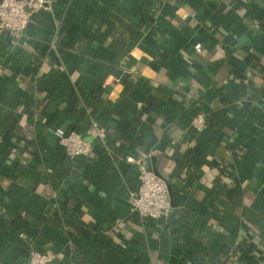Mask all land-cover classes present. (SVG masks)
<instances>
[{
  "label": "crops",
  "instance_id": "crops-1",
  "mask_svg": "<svg viewBox=\"0 0 264 264\" xmlns=\"http://www.w3.org/2000/svg\"><path fill=\"white\" fill-rule=\"evenodd\" d=\"M122 2L138 13V0ZM52 4L51 11L31 18L21 39L0 32V105L13 95L23 101L14 113L17 126L0 133V217L8 205L26 209L30 246L50 248L55 253L50 264H73L72 251L87 250L93 228L108 215L112 227L105 235L125 252L122 257L106 252L97 264H208L210 259L244 264L236 257L244 242L255 247L253 264H264V232L252 226L244 210L256 202L264 210V0H160L151 14L153 25L126 56L117 58L106 48L122 32L114 20L107 19L97 32L88 24L92 7L86 0ZM76 33L93 43L92 55L80 67L75 66L79 53L74 47L79 42L68 47ZM198 42L199 52L194 48ZM99 63L112 65L113 72L92 75L91 66ZM52 69L73 84L80 99L76 116L62 112L61 99H50ZM99 90L112 103L123 97L132 102L124 118L113 116L102 128L103 141L89 117L84 125L88 122L90 128L81 134L91 140L94 156L103 148L113 154L106 171L124 194L114 192L107 201L78 167L84 158L69 159L55 135L57 129L72 130L88 111L83 97ZM202 109L208 111L206 127L196 132L190 121ZM108 139L115 151L105 146ZM22 148L35 150L34 155L23 153V160L46 179L35 189L33 181L21 179L18 183L28 192L12 195L9 187L19 185H9L5 172ZM141 154L170 184L178 205L176 217L163 224L140 216L128 201L137 186L134 159ZM220 186L240 195L241 205L214 201L213 191ZM72 195L82 202H74ZM40 197L80 210L77 219L93 226H81L61 243L57 230L40 219ZM189 214L201 219L200 229L184 234L174 222ZM224 215L237 218L235 228L219 221ZM194 238L199 241L198 260ZM0 246H8L1 235Z\"/></svg>",
  "mask_w": 264,
  "mask_h": 264
},
{
  "label": "trees",
  "instance_id": "trees-1",
  "mask_svg": "<svg viewBox=\"0 0 264 264\" xmlns=\"http://www.w3.org/2000/svg\"><path fill=\"white\" fill-rule=\"evenodd\" d=\"M86 1L92 7L88 24L95 25V30L97 32L103 27L107 19L114 20L122 29V32L115 40H109L106 43L108 52H110L115 58L126 56L142 38L144 31L153 25L151 14L160 2V0H138L140 3V9L137 14H133L128 10L122 0ZM99 36L101 40L106 39L102 34H99ZM75 41L79 42L78 46H74ZM92 44V40L82 37L80 34L76 33L72 37L68 47L74 46L79 53V58L76 61L75 66H81L83 59L86 56L92 55ZM90 71L94 76L97 74L106 76L113 72V66L99 63L95 64L93 69L91 66ZM50 74L53 77L54 85L49 94L50 99H61L65 105L62 112L67 116H76L79 113L78 105L80 99L75 92L73 84L68 77L61 75L56 70L52 69ZM82 102L88 111L72 126V130L79 134L85 133L90 128L88 122L84 125L87 117H89L98 128H106L113 116L124 118L132 106L131 100L127 97H123L120 102L112 103L101 95V90L92 94H87L83 97ZM22 103L23 101L19 97L13 95L5 105H0L1 134L7 130L12 131L17 126L14 113L16 108ZM105 144V146L110 149V152L111 149L114 151L116 150L114 143L109 139L106 140ZM21 150L22 153L17 162L11 169L6 170L5 172V176L11 180L9 185H19V187L16 186L15 188H12L11 186L9 187L12 195H15L17 191L26 190L23 186H20L22 184L18 183L21 179L33 181L34 185L32 189H35L37 185L45 183L46 179V177L40 172L29 169L23 160V153L29 152L34 155L35 150L29 151L24 148ZM106 152L108 151L105 150V148L101 150V153L98 156H94V153L92 152L88 157L84 158V162L80 161L78 164V167L82 166L83 176L88 180L93 181L96 184L95 186L105 194V201L109 200L114 192L119 195L124 194V192L120 191L122 186L117 185L115 182L116 180L114 179V181L106 171L107 167L112 162L111 157H113V154L108 155ZM26 192L28 191L26 190ZM71 198H73L74 202H82L81 199H78L75 195H72ZM212 199L217 202H226L223 200L226 199L232 202L235 206H240L242 203V197L240 195L224 186L217 187L216 190L214 189ZM36 207L41 211L40 219L55 228L60 234L61 243H65L67 237H71L81 226H85V229L88 230L92 225V222L90 221L84 224L77 219L80 215V210H74L63 202L50 197H40L36 201ZM21 209L22 212H19ZM55 209H57L58 212H55ZM244 210L251 216L250 222L252 223V226L260 232H264V210L259 208L258 202ZM255 214L257 217L253 216ZM236 219L237 218L234 215H224L219 221L235 228ZM111 220L112 216L108 215L93 228L95 236L87 250L72 251L73 264H97L104 258L106 252H112L118 257H122L121 254L125 251L119 250L118 244L111 238H107L105 235V233L110 231L112 227ZM200 220L201 219L194 214H189L188 216L185 215L184 217L176 219L174 225L185 234L189 229L198 231V229H200ZM232 221L235 223H232ZM151 227L154 228L156 225L151 224ZM21 233L27 234L26 238L21 237ZM0 235L8 242L6 248L0 246V264H24L29 255L31 239L33 237L28 211L23 209L21 205L19 207L8 205L1 213ZM191 245L193 247V253H195L196 259L198 260L196 248L199 245V241L194 238L191 241ZM254 249L255 247L252 244L244 242L242 247H239L236 257L244 264H253L255 262L253 256ZM217 263L218 260L210 259L208 261V264Z\"/></svg>",
  "mask_w": 264,
  "mask_h": 264
},
{
  "label": "built area",
  "instance_id": "built-area-1",
  "mask_svg": "<svg viewBox=\"0 0 264 264\" xmlns=\"http://www.w3.org/2000/svg\"><path fill=\"white\" fill-rule=\"evenodd\" d=\"M52 5V0H0V32L16 41L21 39L31 18L38 12L51 11ZM194 48L201 51V43H196ZM207 113V109H202L192 116L190 126L196 132L206 127ZM55 135L64 154L71 160L86 158L93 152L91 140H84L73 130L65 132L57 129ZM96 136L104 140L102 128L97 129ZM134 162L137 166V186L128 197L131 209L142 217L152 219L167 216L171 205L166 181L154 173L147 155H139ZM54 258L55 253L50 248H31L24 264H50Z\"/></svg>",
  "mask_w": 264,
  "mask_h": 264
},
{
  "label": "water",
  "instance_id": "water-1",
  "mask_svg": "<svg viewBox=\"0 0 264 264\" xmlns=\"http://www.w3.org/2000/svg\"><path fill=\"white\" fill-rule=\"evenodd\" d=\"M153 171L154 173L161 177L162 179H164L156 170L155 166L153 165ZM165 180V179H164ZM166 181V180H165ZM167 183V187H168V193H169V199H170V205H171V213L168 215V216H161L157 219V222L159 224H163L165 220H172L174 217H176V214H177V210H178V205L176 203V201L173 199V196H172V192H171V188H170V184L166 181Z\"/></svg>",
  "mask_w": 264,
  "mask_h": 264
}]
</instances>
